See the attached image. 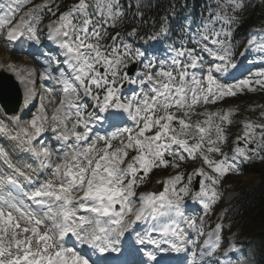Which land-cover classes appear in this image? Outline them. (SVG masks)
Returning a JSON list of instances; mask_svg holds the SVG:
<instances>
[{"label":"snow or ice","instance_id":"obj_1","mask_svg":"<svg viewBox=\"0 0 264 264\" xmlns=\"http://www.w3.org/2000/svg\"><path fill=\"white\" fill-rule=\"evenodd\" d=\"M62 3L9 0L6 6L0 4V37L6 44L23 37L39 43V24L50 15L54 19L47 25V38L64 57L62 61L50 58L39 73L40 81H50L54 87L47 88L29 120L21 115L0 118V137L34 156L40 168L50 170V178L34 185L0 147V164L9 169L0 167V264H170L168 254L182 252L190 256L186 264H255L254 257L232 241L225 246L222 223L207 233L199 251L198 241L188 239L181 226L204 236V216H186L185 198L191 194L207 215L221 198L217 188L221 179L230 172L240 173L237 161L264 162V123L243 121V134L237 136L229 156L222 145L234 113L206 107L244 89H264V72L236 84L220 83L214 75L226 76L237 68L233 29L246 8L245 0H216L215 15L199 33L215 49L201 46L193 37L197 47L187 48L182 42L179 49H172L175 55L170 63L159 64L126 42L120 31H110L125 23L128 9L121 0H75L60 11ZM28 4L32 7L20 15ZM135 7L133 16H143L142 0H136ZM139 31L138 25L126 35L145 42L161 39L169 31L168 18L151 35L140 36ZM247 49L264 53V33L259 42L253 35ZM201 52L213 58L203 77L193 71L205 68ZM135 65L141 70L133 76ZM54 66L58 75L53 74ZM4 67L25 85L23 108L27 109L38 95L36 70L0 64ZM125 83L139 85V92L124 96ZM201 105L205 110L197 112ZM193 116L204 119L193 122ZM258 120H264V112ZM105 125L101 134L99 129ZM49 132L58 149L45 144L43 136ZM197 158L210 171L204 167L187 174L177 171L160 182L165 187L159 194L137 197L136 189L153 170L180 169L186 160ZM20 177L29 182V190L21 186ZM197 177L195 190L192 184ZM142 222L149 227L141 235L137 227Z\"/></svg>","mask_w":264,"mask_h":264},{"label":"trees","instance_id":"obj_2","mask_svg":"<svg viewBox=\"0 0 264 264\" xmlns=\"http://www.w3.org/2000/svg\"><path fill=\"white\" fill-rule=\"evenodd\" d=\"M259 170L262 182L258 187L249 191H244L241 187V194L232 203L230 212L233 216L232 224L239 226L240 231L252 232L264 238V167H260ZM233 184L237 182L228 178L224 186Z\"/></svg>","mask_w":264,"mask_h":264},{"label":"rangeland","instance_id":"obj_3","mask_svg":"<svg viewBox=\"0 0 264 264\" xmlns=\"http://www.w3.org/2000/svg\"><path fill=\"white\" fill-rule=\"evenodd\" d=\"M7 48H8V43L6 44L4 39L0 37V64L7 65V64H12L13 62L14 65H16L20 69H28L27 66L28 64L31 65V62L28 61V59L25 58L21 53H17V54L9 53ZM0 69L6 70L7 68L4 67ZM52 107H55V105H52ZM49 110L51 112V107H49ZM34 112H36L35 109ZM237 180H239L241 183H244L248 187L255 186L259 182L256 175L251 173H244L238 176Z\"/></svg>","mask_w":264,"mask_h":264},{"label":"water","instance_id":"obj_4","mask_svg":"<svg viewBox=\"0 0 264 264\" xmlns=\"http://www.w3.org/2000/svg\"><path fill=\"white\" fill-rule=\"evenodd\" d=\"M19 98V91L14 83L6 77L0 76V102L6 103L8 100L17 101Z\"/></svg>","mask_w":264,"mask_h":264},{"label":"bare ground","instance_id":"obj_5","mask_svg":"<svg viewBox=\"0 0 264 264\" xmlns=\"http://www.w3.org/2000/svg\"><path fill=\"white\" fill-rule=\"evenodd\" d=\"M10 147H12V148H13V150H14V152H15V153H18V152H20V150H19L17 147H15V144H14V142L10 143ZM12 162H14V161H12Z\"/></svg>","mask_w":264,"mask_h":264}]
</instances>
